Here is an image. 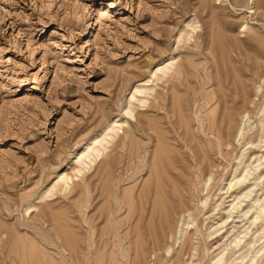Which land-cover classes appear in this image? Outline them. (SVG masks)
I'll use <instances>...</instances> for the list:
<instances>
[{
  "label": "rangeland",
  "instance_id": "obj_1",
  "mask_svg": "<svg viewBox=\"0 0 264 264\" xmlns=\"http://www.w3.org/2000/svg\"><path fill=\"white\" fill-rule=\"evenodd\" d=\"M263 90L264 0H0V264H186L173 236L207 194L190 245L202 250L204 233L223 221L230 197L214 204L244 149L229 133L245 112L259 123ZM117 119L104 153L81 165ZM260 178L251 197L263 199ZM170 179L183 198H172ZM166 196L174 221L165 237L153 199ZM252 220H230L213 254L248 232L226 264H264V253L252 260L264 238L238 258L264 230Z\"/></svg>",
  "mask_w": 264,
  "mask_h": 264
},
{
  "label": "bare ground",
  "instance_id": "obj_2",
  "mask_svg": "<svg viewBox=\"0 0 264 264\" xmlns=\"http://www.w3.org/2000/svg\"><path fill=\"white\" fill-rule=\"evenodd\" d=\"M262 4H263L262 1L258 2V6L262 5ZM214 49H215V47H214ZM236 51H238V50H236ZM67 60H68V63L72 62L70 57H68ZM171 66H173V62L167 63L160 70L165 73L166 70H168ZM234 68H235V69H233V70H235L234 72L237 73L238 75H240L241 77H242V74L243 75L245 74L243 69L241 68V66L240 67L234 66ZM169 76L172 77V75H169ZM232 86L234 87V84ZM262 87H263V85H260V87L258 88L257 91L260 92ZM144 88H145V90H143V91L140 90V91L148 93V90L150 89V87H144ZM235 88H236L235 93L238 94L239 96L242 95L243 96L242 100H243L244 104H246L248 102V96L247 95H249V93L246 91V83L243 81V79L238 80V83H236ZM223 94H225V93H223ZM227 95L228 94L226 92V96L224 95L225 98L227 97ZM261 95L263 96V101H262V103L259 107V110H258V113H260L259 123L257 125H255L254 121H252L251 114L249 112H245V114L241 116V119H240L241 121H239L240 125H237L236 128L234 129V131H231L229 133V139L234 136V139L237 140V143L243 145L244 149L238 153L240 155H238L239 157L237 160V166L235 168V173H234L233 178L229 182L228 187L226 188L225 192H222L221 194H219V199L222 198V200L216 206L214 204V210L217 211L227 201L226 199L228 197H230V199L228 200V201H230V204H229L230 208L225 210L227 213V214L225 213L226 217L224 216L225 214L222 215L221 220H223V221L221 223L217 224L216 226H214L212 224L211 227H213V226L214 227L213 228L210 227L211 229L209 231H207L206 233H204L203 238H204L205 245L202 248V250H200L199 242L190 245V240L192 238L190 236H188V231H189V228L191 227V225H193L195 223V218L199 214V212H201V210L206 209V207L208 206L210 195L207 194L205 199H200L201 204L197 205V207L195 209H193L192 211H190L188 209V213L185 214L183 219L180 221V223H182V224L180 225V227L178 226L180 228L178 230L179 236H173V240L179 244L178 248L181 247V250L179 251V256H178L179 261H181L180 255L184 254L186 251L188 252V258H187L188 262L186 264H200L201 257L204 259L203 256L205 255V253H207L208 255H212L217 249L220 248L218 245L215 246V243L217 241H219L221 237L225 236V234L228 236L227 233L229 232L228 225L230 224L229 223L230 220H232L230 222L233 223V227H237L238 221L241 222L242 220H245L247 218L249 219L252 216H253V220H252L253 224H255L257 221H263L264 222V198L261 199L260 197H254V196L251 197L252 194L255 192V188L257 186L259 187V180L258 179H261L260 177L262 176L263 177L262 180H264V169H263L264 168V149L261 150L263 152H260V154L256 155L257 150L264 147V90L261 92ZM225 98H223L222 100H226ZM218 99H220V98L217 97V99L214 101V103H216L218 101ZM212 100H213V98H210L207 101L209 103ZM142 101H144V100H142ZM126 113L132 114L131 109L130 108L127 109ZM226 117L227 116L224 115V118H226ZM119 120L120 119H117L115 122L110 124V126L106 130H104V133H102V136H99V137L96 136L95 139L92 141V143H89L90 145H88L87 148H85V150H84V152L80 158V164L81 165L87 164V160H89L90 162H93L94 160H96L98 157H100L104 153V150L106 149V145L110 142V138L113 137L114 134H117L121 128L120 124H122V123L120 122V124H119ZM210 121L211 122L208 124V128L211 130H214L216 128L215 122H214L215 120H213V118H212ZM232 128H233V125H232ZM184 132H186V131H184ZM220 137H223L222 131H220ZM185 144H186V146L189 145L188 147H190V149H193L192 147H194L192 142L189 143L187 141L184 143V145ZM181 154H179V155H181ZM183 154H184V152H183ZM183 154L181 155V157H182V158H180L181 160L177 157L178 161L179 160L183 161L182 160L184 158ZM179 155H177V156H179ZM184 156L186 157L185 154H184ZM194 156H195V154L193 152L192 157H194ZM186 158H184V159H186ZM180 163H182V162H180ZM175 169H176V167L173 170H175ZM79 171H81V170L79 169ZM172 171L170 172V170H169L170 173H173ZM177 177L178 176H176L175 178L178 180ZM69 179H70V177L68 175H63L61 177V180L65 183V186L69 185V181H68ZM212 179H213V176L210 175L209 178L207 180H205L204 190L202 188L203 191H205V190L208 191V189L210 188V185L212 184ZM251 179H252V181H251ZM167 182H169L170 183L169 185H171L170 189H172V198H174L173 196H178V197H182V198L185 196L184 193H182V191H180L179 188L176 186L175 180H171V181H167ZM169 185H167V186H169ZM223 189L224 188H221V191ZM259 189H261V188H259ZM163 191H165V190L163 189ZM207 193H209V191ZM222 194H228V195L223 196ZM263 194H262V196H263ZM153 200H154V203L158 202L162 206V212L164 214H161L159 216L158 223H160V225L162 226L161 227L162 232L164 233V235L166 237L168 235V231L173 230L171 222L174 221L173 219L171 220V218L169 217L168 207H166V205L169 204L168 201H170V199L166 196L165 198L164 197H158V198L155 197ZM224 208H226V207H224ZM237 217L239 220H235V218H237ZM170 220H171V222H170ZM169 225H171V226H169ZM262 227H264V226H262ZM224 229H226V230H224ZM247 234H248V232H246V234H244V236H236L230 244L221 248V250L219 252H217L216 254H213L209 264H226L227 263V260H226L227 253L232 252V254L233 253L236 254L237 251L241 250L243 248L242 243H243V241L245 242V238H246V236H248ZM256 236H258V237H256ZM256 236H253V237L251 236V238L249 240L250 244H247V245H249V246H247L248 251L246 253L241 254L238 258L243 260L250 253L253 252L255 245L259 241H261L262 238H264V230L259 235H256ZM154 244H155V246L157 245V248L160 249L161 244L157 243L156 239H155ZM173 252H174L173 246H169L166 250V253L170 256L173 254ZM201 252H202V254H201ZM258 253H261V254L264 253V245H263V248L262 249L260 248V250L258 252L254 251V254L252 256L253 261L256 258H258ZM236 263H240V262L235 261L232 264H236Z\"/></svg>",
  "mask_w": 264,
  "mask_h": 264
}]
</instances>
